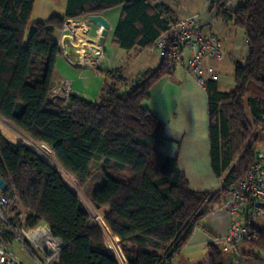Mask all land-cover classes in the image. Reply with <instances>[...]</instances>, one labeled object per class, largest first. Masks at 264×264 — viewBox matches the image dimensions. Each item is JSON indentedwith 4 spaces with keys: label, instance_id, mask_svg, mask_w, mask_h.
<instances>
[{
    "label": "trees",
    "instance_id": "1",
    "mask_svg": "<svg viewBox=\"0 0 264 264\" xmlns=\"http://www.w3.org/2000/svg\"><path fill=\"white\" fill-rule=\"evenodd\" d=\"M207 1L223 22L244 32L248 47L245 64L234 65L232 91L220 92L215 81L203 83L211 171L217 178L226 172L216 193L189 189L176 160L159 153L163 123L142 106L153 83L175 67L171 45L158 68L142 73L127 90L106 81L98 102L70 95L66 105L58 106L49 98L61 54L54 33L67 20L124 5L115 37L144 34L146 39L136 46L149 48L159 35L152 24L161 21L150 13L149 0H67L65 15L45 22L30 20L33 0H0V118L44 144L79 187L90 180L93 165H101L104 182L91 203L96 209L108 208L104 221L120 241L126 264H168L207 208L227 195L254 163L255 145L264 134V0H247L235 11L226 9L229 0ZM168 27L162 21L161 31ZM133 45L119 42L122 49ZM108 75L116 82L122 80L117 70ZM2 135L0 178L16 196L13 217L26 228L44 223L63 242L54 264H117L104 247L101 231L88 225L87 212L57 170L28 147L12 144ZM18 204L26 212L23 220L15 212ZM246 227L247 243L264 252V227L253 223ZM207 263L223 264L216 246L208 247Z\"/></svg>",
    "mask_w": 264,
    "mask_h": 264
},
{
    "label": "crops",
    "instance_id": "2",
    "mask_svg": "<svg viewBox=\"0 0 264 264\" xmlns=\"http://www.w3.org/2000/svg\"><path fill=\"white\" fill-rule=\"evenodd\" d=\"M126 1V0H125ZM130 1V0H129ZM247 0H229L226 9L235 11ZM128 2V1H126ZM150 13L156 14L161 20L152 24L155 31H161L162 21L171 23L189 14H198L204 24V30L214 34L222 47L224 58L221 62L204 60L203 79L209 80L211 74L217 76L215 81L220 92H230L234 88V65H244L247 55V41L244 32L231 22L225 23L216 15V8L211 7L207 0H149ZM67 0H33L30 20L32 22H45L52 16H64ZM124 5L107 9L101 15L109 23V29L104 42L97 47L95 57L83 55L80 51L81 61L74 64L67 56L66 50L61 47L62 29L54 33V39L60 49V56L54 66L52 86L55 88V105H66L70 95H76L86 102H98L103 97V85L106 81L114 83L120 91L134 86L139 76L146 71L158 68L161 55L152 46L140 48L136 46L145 40L144 34H123V38L115 37V29L123 18ZM70 23H67V22ZM73 21H78L73 22ZM65 34L73 38L74 46L81 40L84 46L88 39L97 41L100 30L84 19L67 20ZM29 32H26L25 42ZM157 37V38H158ZM130 42V49H122L119 42ZM82 45V46H83ZM73 56V54H72ZM76 56H73L75 58ZM117 70L122 80L116 82L108 75ZM114 81V82H113ZM55 90H53L54 92ZM51 92V93H53ZM50 94V91H49ZM149 98L142 106L164 125L163 144L159 153L175 159L178 169L187 180L189 189L199 193H216L221 189L222 177L213 175L209 159V142L207 130V97L204 85L198 84L194 79L185 75L182 68L175 66L170 74L158 79L149 89ZM247 119L252 123L250 114L246 111ZM247 146V145H246ZM256 152L264 153V134L255 145ZM240 158L237 155L234 164ZM83 186L86 187L93 180ZM104 182L103 175L95 179L88 190L91 199L95 190ZM84 189V188H83ZM227 195L223 194L218 201L209 206L196 223L186 244L174 254L168 264H208V247L216 246L223 254L225 250V236L228 233L229 216L226 209ZM246 210L240 213L244 220ZM256 226L264 227V211L257 219ZM121 247L120 241L115 237ZM249 256V255H248ZM257 261H262L260 258ZM256 261V262H257ZM254 262V261H253Z\"/></svg>",
    "mask_w": 264,
    "mask_h": 264
},
{
    "label": "built area",
    "instance_id": "3",
    "mask_svg": "<svg viewBox=\"0 0 264 264\" xmlns=\"http://www.w3.org/2000/svg\"><path fill=\"white\" fill-rule=\"evenodd\" d=\"M66 30L67 26L63 25L61 38L63 35H68L65 34ZM169 45L173 48L171 56L175 66L182 68L185 75L200 85L205 82L202 76L204 60L221 62L224 58L218 38L210 31L204 30V24L198 14H189L171 23L168 29L155 40L153 47L163 57ZM209 80L216 81L217 76L211 74ZM55 92V88L50 89L51 101H54L56 97ZM24 143L25 147L31 149L42 160H48L49 156L53 158L51 151L44 144L35 142L30 137H25ZM5 184V189H0V264H24L13 251V245L24 252L34 264H54L58 261L59 252L64 246L63 242L52 236L44 223L26 228L15 220L12 207L16 196L12 194L11 189H8L6 182ZM67 188L72 191L69 186ZM72 192L77 196L74 191ZM84 204L85 206H82L88 214V225L95 226L101 231L104 247L113 255L117 264H126L120 245L104 221L108 208L96 209L90 203ZM256 204L261 206H255ZM226 209L229 227L225 243L248 242L250 232L246 224H255L264 211V153L257 152L254 163L250 165L245 175L230 187L227 193ZM243 210L247 212L244 220L241 221L240 213Z\"/></svg>",
    "mask_w": 264,
    "mask_h": 264
},
{
    "label": "rangeland",
    "instance_id": "4",
    "mask_svg": "<svg viewBox=\"0 0 264 264\" xmlns=\"http://www.w3.org/2000/svg\"><path fill=\"white\" fill-rule=\"evenodd\" d=\"M74 22V21H73ZM85 44V43H84ZM3 120V119H2ZM4 121V120H3ZM6 122V121H5ZM7 123V122H6ZM9 124V123H7ZM11 125V124H9ZM12 126V125H11ZM13 127V126H12ZM14 128V127H13ZM16 129V128H14ZM17 130V129H16ZM18 131V130H17ZM20 133V135L18 134H13L15 138L19 139L18 142L15 141L13 139H9L5 136H3L2 131H0V135H2L7 141H9L12 144L15 145H24V140H20L22 139V136L24 137H28L26 136L24 133L18 131ZM2 133V134H1ZM9 139V140H8ZM52 157V156H51ZM53 159V158H52ZM54 161V160H53ZM55 162V161H54ZM57 165V164H56ZM103 168L101 167L100 164H95L92 167V176H93V181L91 183H89L86 187H79L76 182L74 181V179L72 178V183L71 184H67L69 182H66V180H64L62 174L61 177L63 178L65 185L71 187L70 189L72 191H74L78 198L80 199V201L82 202V205L85 206L84 203H86V205H88L90 203L91 204V199L88 196V190L89 188H91L92 184H94L95 179H99L100 175H102V170ZM56 170V169H55ZM58 172V171H57ZM59 173V172H58ZM75 183V184H74ZM73 186V187H72ZM77 187V188H76ZM73 188V189H72ZM84 188V189H83ZM77 189V190H76ZM107 208V207H106ZM15 212L18 213V217L19 219L23 220V218L26 216V212L25 210L22 208L21 205H16L15 207ZM14 212V213H15ZM225 250H223V264H264V252H260L256 249H253L252 247H250V245L247 242H238L236 244H225ZM12 249L14 252L17 253L18 258L20 259V261H22L24 264H34V262L26 255L24 254V252L20 251L19 248L15 245L12 246ZM249 255V256H248ZM250 255H255L257 257H259L262 261H254L252 256ZM254 261V262H253ZM209 264V263H208Z\"/></svg>",
    "mask_w": 264,
    "mask_h": 264
},
{
    "label": "water",
    "instance_id": "5",
    "mask_svg": "<svg viewBox=\"0 0 264 264\" xmlns=\"http://www.w3.org/2000/svg\"><path fill=\"white\" fill-rule=\"evenodd\" d=\"M129 1V0H126ZM87 21L90 22L92 25H94L97 29L100 30V35L97 39V41L88 39L86 44L89 45V47L83 46V55H89L91 57H95L96 54H98L97 47L100 46L104 42V38L107 34V30L109 29V23L107 20L101 15V14H93L88 15L86 17ZM78 22V21H74ZM67 23H70L69 21ZM96 45L95 47L92 45ZM61 47L63 50H66L67 56L70 58V60L74 64H78L80 59V53L76 46L73 44V38L70 35H63L61 38ZM76 56L73 58V56ZM24 146V145H23ZM6 187V184L2 178H0V189L4 190ZM67 187V186H66ZM255 206H261L260 204H256Z\"/></svg>",
    "mask_w": 264,
    "mask_h": 264
},
{
    "label": "bare ground",
    "instance_id": "6",
    "mask_svg": "<svg viewBox=\"0 0 264 264\" xmlns=\"http://www.w3.org/2000/svg\"><path fill=\"white\" fill-rule=\"evenodd\" d=\"M77 23V22H76ZM77 43H78V45L76 46L77 47V49H78V51H79V53H80V51H83V42L81 41V40H78L77 41ZM83 45V46H82ZM92 46H96L95 44L94 45H92ZM0 131H2V133H3V136H5V137H7V138H11V139H13L14 140V138L15 137H13L14 135L13 134H18V135H20V133L16 130V129H14L11 125H9V124H7L5 121H3L1 118H0ZM8 139V140H9ZM20 140H25V137H23L22 136V139H20ZM9 141H11V140H9ZM15 141L16 142H18L19 141V139H17V138H15ZM47 161V164L49 163L54 169H56L58 172H59V174H62V176H63V178H64V180H66V182H69V183H67V184H71L72 183V178H70L67 174H65V172H63L60 168H59V166L58 165H56V162H54L53 161V159H52V157L51 156H49L48 157V160H46ZM75 184V183H74ZM73 187V186H72ZM71 188V187H70ZM77 188V187H76ZM73 189V188H72ZM77 190V189H76Z\"/></svg>",
    "mask_w": 264,
    "mask_h": 264
}]
</instances>
